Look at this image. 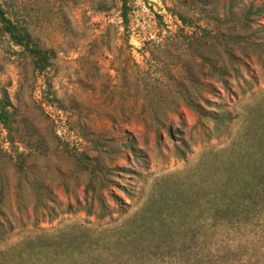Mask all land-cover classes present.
I'll return each instance as SVG.
<instances>
[{"label":"rangeland","instance_id":"374dc122","mask_svg":"<svg viewBox=\"0 0 264 264\" xmlns=\"http://www.w3.org/2000/svg\"><path fill=\"white\" fill-rule=\"evenodd\" d=\"M211 1L129 0L126 20L122 0H0L56 52L39 73L0 41V264H81L150 223L174 232L161 264L224 242L264 170V0Z\"/></svg>","mask_w":264,"mask_h":264},{"label":"trees","instance_id":"16d2710c","mask_svg":"<svg viewBox=\"0 0 264 264\" xmlns=\"http://www.w3.org/2000/svg\"><path fill=\"white\" fill-rule=\"evenodd\" d=\"M122 1L123 17L127 20L129 0ZM206 3L212 4L213 2L211 0H203V4L206 5ZM205 12L203 14L204 17L218 18V12L215 7L210 6V9L205 10ZM179 16L186 25L192 21L184 14ZM2 36L8 37L13 48H20L21 53L28 54L34 69L39 73L46 72L52 65L53 58L56 56L55 50L41 46L32 37L28 29L9 16L7 9L0 4V41L4 38ZM16 51L18 52V50ZM187 102L199 110L200 104L198 105L196 100L190 98ZM0 121L8 131L9 136L18 130L16 112L8 96L5 103L1 106ZM171 133L169 131L170 135ZM16 141L12 138V143ZM41 147L42 142H37L36 148L40 149ZM257 179L259 181H254L253 185L250 186L252 191L249 198H246V200L244 197L239 199L235 202V207L233 203L228 205L229 209L224 216L227 217L226 221L232 225L224 230V242L216 246L218 241L215 239L210 240L203 247V252L201 250L197 251L200 254L199 257L195 258L197 260L191 262L190 258H186V260L180 258L175 264H264V250L261 252L259 250L264 248V229L260 230L263 225H258V228L252 231L249 223L254 217L251 212L253 209L263 207L260 210L262 213L257 216V219L261 221L264 218V170L260 172ZM128 230V228H124V230L119 232L120 234L117 231L115 251L107 246H98L92 258L82 259L83 262L81 264H113L110 256L115 255L117 259L124 257L126 254L124 247L131 248L130 256L135 258L136 264H161L163 262L162 259L157 257L159 253L163 255L169 254V256L173 253L172 249H164L160 252L159 248L162 245H156L159 240L158 237L162 236L164 240L163 246L167 248L168 244L165 240L172 236L174 233L173 229L167 228L164 235H158L154 224L150 223L145 229L136 230L129 235L127 234ZM213 233L216 232L214 231L211 234ZM184 247L185 252L191 251V253H194L197 248V246L195 248L188 245ZM174 253L178 252L174 250ZM179 255H184L183 251ZM255 257L257 258L255 259ZM118 264H127V262L120 260Z\"/></svg>","mask_w":264,"mask_h":264}]
</instances>
